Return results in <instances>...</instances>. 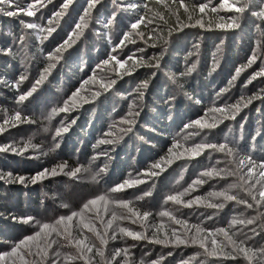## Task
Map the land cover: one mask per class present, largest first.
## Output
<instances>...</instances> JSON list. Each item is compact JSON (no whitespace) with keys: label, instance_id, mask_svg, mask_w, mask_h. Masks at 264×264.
Listing matches in <instances>:
<instances>
[{"label":"rangeland","instance_id":"374dc122","mask_svg":"<svg viewBox=\"0 0 264 264\" xmlns=\"http://www.w3.org/2000/svg\"><path fill=\"white\" fill-rule=\"evenodd\" d=\"M17 2L26 6L29 0ZM62 3L63 0H41L33 17L24 14L9 17L0 13V66L7 68V73L0 75V127L5 129L0 132V148L11 145L16 149L0 150V254L10 253L16 244L34 235L44 223L50 224L41 222L39 217L44 215L61 213L66 217L78 212L84 223H95L103 233L106 229L100 221L106 223L115 211L118 219L113 223L114 228L124 227L149 238L175 240L179 236L187 243L156 244L120 234L118 239L112 240L109 238L111 230H107L105 256H97L93 264H105L118 248L128 249L129 264H141V261L149 264L154 260L159 264H247L242 254L232 252L224 234L215 229L235 232L233 239H236L240 226L229 229L230 221L241 216L252 218L256 223L243 228L252 236L248 244L253 249L264 248V199L258 195L264 190V176L260 175L264 168L259 166L264 161V75H257L264 72V20L251 15L252 11L259 10L256 6L260 0H255L244 13H236L228 7L239 6L242 0H228V5L223 7V0H184L188 11L180 6L179 0H116V3L101 0L90 10L91 15L80 30H76L75 25L80 22L87 0H73L64 15L57 18L55 13L61 11ZM201 3L209 5L203 13L198 11ZM141 16L144 22L139 28L131 29V23ZM197 20L201 23L197 24ZM234 21L239 27L230 26ZM26 23L40 27L28 29ZM41 27L45 31H41ZM48 27L55 29L50 35L46 31ZM171 28L178 31L167 39ZM74 31L79 34L73 35ZM124 33L130 35L124 45H120ZM246 33L249 43L245 41ZM69 37H72L71 45L62 50L58 59L50 60L49 55ZM203 37L216 51L214 57L210 53L215 71H210L206 85L198 81L200 76L192 79L197 76L193 71L198 69L200 55L204 52L200 48ZM228 38L234 39L235 44L243 43L242 50L236 54L239 63L233 66L234 71L228 68L234 62L227 58L224 45ZM215 39H218L216 43ZM179 42L184 45L182 52L191 46L181 71L175 70L168 60ZM155 46L159 48L155 50ZM6 49L11 51L5 53ZM156 52H160L157 68L153 64ZM111 56L120 60L131 56L132 59L120 68ZM252 56L256 59L249 64ZM162 58L169 61L167 68L162 66ZM105 60H109L106 65ZM237 69H240L239 74ZM182 75H190L187 82L195 86V100L191 93L183 90L178 80ZM22 76L26 78L15 87ZM37 80L41 82L37 84ZM113 80L115 83L108 87ZM145 81L148 86L142 88ZM190 86L187 87L190 89ZM208 86L213 88L207 91ZM27 92L31 95L18 102L19 96ZM159 92L166 96L161 98L165 105L177 109L166 119L172 124L169 132H158L152 124H146L147 120L149 123L158 121L154 115L159 107ZM235 105L239 106L238 111ZM64 107L67 111H60ZM53 110H56L55 115H52ZM16 112L22 114L21 121L12 119ZM182 112L187 118L175 120ZM5 119L9 120L7 125L3 124ZM196 120L205 127L196 125ZM83 123H87L86 126L79 128ZM64 127L68 130L57 136V130ZM251 127L256 135L247 143L251 134L245 132ZM208 143L227 144L232 154L201 149L200 154L195 155V145ZM128 154L132 156L131 162L119 172L115 169L118 161ZM249 158L255 163L251 173ZM157 163L161 167L153 168ZM60 165H66L63 171ZM77 167L82 169L77 177L67 175ZM54 168L57 175H46L32 183L31 178L42 170ZM210 169L220 171L221 175L201 177V173ZM152 172L158 174L150 175ZM21 176L25 177L24 183L19 182ZM198 179L205 182L194 184ZM125 181L142 182L132 187L125 185L119 192L112 191ZM230 185L236 186L230 191L248 199L253 208L210 195ZM186 189L189 191L181 197L184 202L194 201L195 197L202 199L193 202L191 207L167 201L169 195L183 193ZM246 190L256 195L259 203L252 201ZM145 193L150 195L145 196ZM100 196L108 198L107 210L100 200L89 205L88 210L83 209L84 204ZM137 197L143 198L138 200ZM112 201H130L135 211L141 214L148 211L151 215L147 221L139 220ZM209 202L224 206L212 208ZM46 207L42 211L45 213L38 216L42 212L37 209ZM162 211L170 212L171 217L160 216ZM27 218L32 220L26 222ZM80 223L79 216L72 221L73 235L77 238L80 237L76 226ZM66 225L67 222L56 227L63 231ZM197 227L207 231L197 232ZM49 231L28 242L31 252L35 253L36 243L44 239H57L59 244H66L55 233L49 237ZM84 231L88 243L99 246V240ZM193 239L196 243H191ZM213 239L217 241L215 255L211 254ZM201 242L206 244L208 252L200 247ZM57 247L53 245L52 251ZM27 250L21 246L19 252ZM59 251L62 257L76 255L72 246L61 247ZM169 252L172 255H168ZM94 254L95 250L91 255ZM0 264H25V261L20 255H9ZM27 264H37V257L27 256ZM69 264H84V261L74 259Z\"/></svg>","mask_w":264,"mask_h":264},{"label":"snow or ice","instance_id":"6c2138e0","mask_svg":"<svg viewBox=\"0 0 264 264\" xmlns=\"http://www.w3.org/2000/svg\"><path fill=\"white\" fill-rule=\"evenodd\" d=\"M180 2V6L183 7L185 9V11H188L187 5L184 3V0H179ZM41 0H29V2L26 4V6H21L17 0H0V13H3L9 17L11 16H15V15H19V14H24L27 15L29 17H33L36 16V13L38 11V9L36 8L37 4H40ZM73 3V0H63V3L61 4V11L56 12L55 16L61 17L64 15V12L69 8V6ZM101 3V0H87V7L84 8L83 11V15H81L79 17L80 22L77 23L75 25V29L76 30H80L82 29V26L85 25L86 23V18L89 17L91 15V9L95 8L97 4ZM113 3H116V0H113ZM255 3V0H242V3L239 4V6L237 4H232V5H228V0H223L222 3V7L225 5H228L229 10L231 11H235L236 13H244L246 10H248L249 8H251ZM7 6V7H4ZM127 7L129 8H135L137 7V5H128ZM145 7H147V5H145ZM209 5L207 3H201L198 5V11L200 13H203L205 11L206 8H208ZM258 11H252L251 15L256 16L258 18H260L261 20H264V0H260V4L258 6ZM9 9H13V10H9ZM212 11L215 12L216 8L213 7ZM191 19V17H189ZM144 22V17L141 16L139 17L137 20H135L133 23H131L130 28L131 29H137L139 28V26ZM23 23V22H22ZM51 23V21H50ZM197 24H200V20L196 21ZM25 26L28 29H36L40 26H38L35 23H26ZM203 26V25H201ZM230 26H236L239 27L238 23H235L233 25ZM259 26V25H257ZM41 31H45L44 28H40ZM46 31L48 32V34L50 35L53 31H55L54 28L52 27H48L46 29ZM79 33L74 31L73 35H78ZM130 33H124V38L120 41V45H124L125 40L128 39ZM46 38V37H44ZM72 37H69V39L65 40L63 44H61L59 47H57L55 49V52L53 54L49 55V59L50 60H56L59 58V54L62 52V50H64L66 47L70 46L72 43ZM5 53L10 52V49H6L3 50ZM128 59H132L131 56H129L127 59L125 60H120L117 59L116 56H111V60L115 61V63L117 65H119L120 68H124L125 64L127 63ZM256 59L255 56H252L249 60V64L254 62ZM103 63L106 65L109 63V60H105L103 61ZM54 65H50V67H52ZM156 67H159V65H155ZM240 69H237V74H239ZM257 75H264V72L258 73ZM26 77H21L20 81H18L14 86L18 87L19 83L22 82ZM44 77H41V80ZM235 79V77H234ZM41 81L37 80L36 83L39 84ZM115 80L111 81L110 84L108 85V87L111 86V84H114ZM148 86L147 82L145 81L144 83H142L141 87L142 88H146ZM33 90L34 87H33ZM28 95H31V92H27L24 94H21L19 96V101L18 102H23L26 97ZM98 95V93H97ZM140 95L142 96L143 93L141 92ZM251 100L248 101V103H250ZM246 106V105H245ZM234 107H236V110H239V106L235 105ZM60 111H67V107L61 108ZM217 111H223L222 109H217ZM56 114V110H53L52 115ZM129 115H132V113L130 112ZM136 115H138V113H136ZM12 119H14L15 121H21L22 119V114L20 112H16L14 114V117H12ZM49 119H51V116L49 117ZM126 123H131V121L126 120ZM9 123L8 119H5L3 121V124L7 125ZM196 125H199L201 127H205V125H203L201 123L200 120H196L194 122ZM209 127H214L215 125H208ZM5 129L3 127H0V132H3ZM68 129L67 127H64L62 129H58L56 132V135L59 136L60 133L66 132ZM130 130V129H129ZM201 149H213V150H219L220 152H227V154L231 155L232 154V149L230 147H228L227 144H212V143H208V144H197L195 145L194 148V153L195 155H199ZM0 150H11V151H16V149L12 148L11 145L7 146V148H0ZM171 151V149L169 150ZM249 162L250 164H252L251 167H249L248 171L249 173L254 171L255 168V163L251 161V158H249ZM241 163H243V161H241ZM261 168H264V161H262L259 165ZM64 167H66V165H60L59 168L61 171H63ZM161 165L159 163L153 165V168H160ZM81 168L77 167L76 169L70 171L67 173V175H69L70 177H77L78 174L81 172ZM150 175H157L158 173L152 172L149 173ZM46 175H57V171L56 169H45L42 170L40 173H38L36 176L32 177V183H36L37 180L42 179L44 176ZM221 173L218 170L215 169H210V170H205L203 173H201V177H209L212 178L213 176H220ZM261 176H264V171L260 172ZM221 178H223L221 176ZM93 179H95V177H93ZM19 182L20 183H24L25 182V177L21 176L19 177ZM142 181H125L124 184H121L119 186H117L116 188H113L112 191L113 192H119L122 191L125 187V185H127L128 187H132L134 184L136 183H141ZM205 181L203 179H198L196 181H194V184H202ZM236 187L235 185H230L229 188H226L222 191H218L215 193H211L210 195L215 196L217 198H222L223 201H233L236 202L238 204L244 205L247 208L251 209L253 208V203H250L248 199H245L244 197H240L237 194H235L234 192L230 191L231 188ZM191 188V186H190ZM262 189H264V185H262ZM189 190L186 189L185 192L183 193H178L175 195H169L167 197V201H171L173 203L176 204H181L184 203L185 206L187 207H191L192 203L195 201H200L202 198L201 197H195L194 201H188V202H184L181 197L184 196ZM150 195V193H145V196ZM246 195L248 197L251 198L252 201H255L257 203H259L257 196L253 195L251 191H247L246 190ZM259 198L264 199V190H260L259 193ZM143 197H137V199H142ZM97 200L100 201H104L105 203V210H107V204L109 203V200L106 196H100L96 199L90 200L88 203L84 204L83 209L88 210L89 209V205H95L97 203ZM112 203L116 204L119 207H123L125 209H128L129 212H132L137 219L142 220V221H147L148 217L151 215L150 212L148 211H144L142 214L139 211H135L133 208L130 207L131 202L130 201H112ZM209 207L212 208H221L223 207V203H211L209 202L208 204ZM160 216H169L171 217V213L168 211H162L159 213ZM80 217V221L81 223L78 224L76 226L77 228V233L78 236L80 238H77L76 236L73 235V226H72V221L75 217ZM118 219L117 214L115 211L112 212L111 214V218L105 223L103 220L100 221L101 224H104L105 227V231L102 233L96 226L95 223H84L83 222V216L78 213V212H72L70 215L66 216V217H60L58 220H56L55 225H50L48 223H44L42 226H40V230L37 231L34 235H30L24 238V240H21L19 242V244H16L12 249L10 253H4V254H0V261L5 259V256H16V255H20V258L22 260L25 261V264H27V256L29 255H33L35 257H37V264H47L48 261H50V264H69L70 261L72 260H83L84 264H93V261H95L96 257H104L105 256V252L103 251L104 247H106L107 243H108V239H105V237H109V232L107 230H111V235H110V239L112 240H116L119 238L118 234L126 236V237H131L134 240H145L147 239L150 243H156V244H164V245H168L169 243L172 244H185L187 243V241H185L184 239H182L179 236L175 237V240H168V239H160V238H149L146 234L141 233V232H134L130 229L124 228V227H119L117 226L116 228L113 227V223L114 221H116ZM120 219H123V217H120ZM32 220V218H27L26 222H30ZM65 222H67V225L63 228V231H61L58 227H56V225H65ZM133 223H135V221H133ZM256 223V221L252 218H244V217H236L233 218L230 223H229V229H234L237 228V226H240L239 231V235L237 236L236 239H233V236H236V233L233 232L230 234L228 229L225 228H219V229H215V232L217 233H223L224 236L226 237V239L228 240L229 244L231 245V249L232 252L235 253H239L242 254L243 258L247 261V264H264V248L262 249H253L250 247V245L248 244V241H250L252 239V236L249 235V232H245L243 231V228L247 227L248 225H252ZM48 236L51 237L52 233H55L57 237L62 238L66 241V244H59L57 239H44L41 242H37L36 243V249L37 251L35 253L31 252L30 250V245L28 244V242L33 241L34 238H39L41 237L42 233L45 232V230H49ZM82 229V230H81ZM92 233L98 240H99V246H97L95 243H88V237L85 235V231ZM197 232L200 231H207L206 229H200V228H196ZM250 232H255L254 229H250ZM173 236H175V232H173L172 234ZM165 236H167V234H165ZM191 243H196L195 239H193L191 241ZM212 245H213V252L211 254L215 255V246L217 244V241L215 239H213L211 241ZM53 245H57V249L55 251H52V246ZM21 246H24L26 249H28L27 251H25L24 253H20L19 250L21 249ZM65 246H72L76 249V255L75 256H71V255H64L62 257L61 252L59 251V248L61 247H65ZM200 247L202 249H204L205 252H208V247L206 246L205 243L201 242L200 243ZM95 250V254L91 255L94 253ZM221 251H223V249H221ZM168 255H172L171 252L168 253ZM122 257V258H121ZM129 257H130V253L128 251V249L126 248H118L116 249L111 257L109 259L106 260L105 264H129ZM117 258H121L119 260H117ZM232 258H236L235 256H233ZM141 264H144L143 261H141ZM149 264H159L158 261H150Z\"/></svg>","mask_w":264,"mask_h":264},{"label":"trees","instance_id":"16d2710c","mask_svg":"<svg viewBox=\"0 0 264 264\" xmlns=\"http://www.w3.org/2000/svg\"><path fill=\"white\" fill-rule=\"evenodd\" d=\"M172 30H171V32L167 35V39H169V37H171V36H175L176 35V32L178 31V29H176V28H171ZM205 30V29H204ZM246 35V38H245V41L246 42H248V39H247V37H248V35H247V33L245 34ZM213 40H214V38H213ZM217 40L218 39H215V42L214 43H216L217 42ZM202 42L200 43V48L202 49V51H204L203 52V54H201L200 55V59L199 60H201V62H200V65H199V67H198V69L196 70V72H194L193 70H191V71H193V73H195V74H197V76H194V77H192V79L193 80H195V77H198V76H200L201 77V79L200 80H198L200 83L202 82L204 85H206L207 84V82L210 80V75H211V72L212 71H215V70H213L212 68H213V63H212V59L210 58V53H212L213 55V57L215 56V54H216V51H213V48H212V46L213 45H211V42L210 41H208V42H206V40H205V37H203L202 38V40H201ZM227 42H226V44L224 45L225 46V49L227 50V58H229V60L231 59V61H234L233 63H231L230 64V66L228 65V68L230 67V70L231 71H234L235 70V68H234V70H233V66L234 65H236L237 63H239V59H237V56H236V54H237V52H238V50H242V47H243V43L241 42V43H238V44H235L236 43V41L234 40V39H230V38H228L227 40H226ZM210 42V43H209ZM249 43V42H248ZM189 43L187 42L185 45L187 46ZM160 46V45H159ZM159 46H155V50L157 49V48H159ZM184 45H182L180 42H179V47L178 48H176V49H174V50H172L171 52H170V56H169V58H168V60L170 61H168L166 58H162V63H163V65L162 66H164V68H167V62H169V63H171L173 66H174V68H175V70H182V67H183V65H182V62H183V60H186V58H185V56L188 54V52L189 51H191L190 50V48H191V46H187L186 47V50H185V52L183 51H181V48L183 47ZM238 48V49H237ZM161 52V51H160ZM160 52H156V57H155V63H153V64H157V65H159L157 62H159V59H160ZM239 55V54H238ZM236 56V57H235ZM153 64H150V65H153ZM149 65V66H150ZM3 68V69H2ZM157 68V67H156ZM164 71V70H163ZM198 71V72H197ZM211 71V72H210ZM221 71H223V68H221ZM0 75L1 74H6L7 73V68L6 67H4V66H0ZM191 73L192 72H190V75H191ZM69 76H72V75H70V74H72V72H70V71H68V73H67ZM190 75H186V76H183L182 75V77H179L178 78V80L181 82V84L183 85V90H185L186 92H188V94L189 93H191V95L193 96V99L195 100L196 99V97H195V86H190L191 84H189L188 82H187V80L190 78ZM192 76V75H191ZM57 85H58V83H57ZM59 86V85H58ZM58 86H56V87H58ZM187 86H190V89L187 87ZM213 87H209L208 86V88H207V91H210L211 89H212ZM183 93H185V92H183ZM159 95H160V92H159ZM164 94L162 93L161 95H160V98L157 100V104H158V109H157V111H156V114L154 115V117H155V119H157L158 121H155V122H152V123H149V120H147L146 121V124H152V127L154 126V128H156L157 130H158V132L160 131V132H167L168 130H169V127H171L172 126V124L171 123H169V122H167V117H169L170 115H171V113L173 112V110H174V112H177V109H174L171 105H165V103L163 102V99L166 97L165 95L163 96ZM162 96H163V99L161 100V98H162ZM154 99V98H153ZM155 101V100H154ZM152 102V101H151ZM166 102V101H165ZM254 109H256V108H254ZM251 113V115H253L254 116V112L253 111H251L250 112ZM185 113H181L178 117H176L175 118V120H178V121H180V118L182 117H184V118H187L185 115H184ZM250 115V116H251ZM252 116V117H253ZM186 120V119H185ZM177 121V122H178ZM148 122V123H147ZM86 124L87 123H83L79 128H82V127H85L86 126ZM171 124V125H170ZM262 124H263V122H262ZM151 126V125H150ZM246 127L247 126H245V130H246ZM263 127H264V124H263ZM148 128V127H147ZM146 127H145V129H147ZM147 131H149V129H147ZM263 131H264V129H263ZM151 132H153V130L151 131ZM169 132V131H168ZM154 133V132H153ZM245 133H249V134H251L250 135V139H249V141H247V143H250V140H252L254 137H255V135H256V133L253 131V128L251 127V128H249V130L248 131H246ZM264 133V132H263ZM155 134V133H154ZM132 152L133 151H131V155H133L132 154ZM131 155H127L124 159H122L121 161H118V163H119V166L117 167V168H115V169H117L119 172H120V169H124V167H127L129 164H130V162H131V160L129 159L130 157H132ZM115 166V165H114ZM114 169V170H115ZM103 190V189H102ZM105 192V191H104ZM105 194L107 195V197H110V195L107 193V192H105ZM47 209V207L46 208H44V209H42V210H40V209H37V211L39 212V213H41L42 211H44V210H46ZM43 213H45V212H42V214H38V216H41V215H43ZM44 216H46V215H44ZM44 216H42V218H40L39 217V219L41 220V222H45V221H47V222H49L50 224L51 223H53V222H55L56 220H58L60 217H64V215H62L61 213L59 214V215H57L56 216V213L55 214H51L49 217H47L46 219L44 218ZM56 216V217H55ZM51 221V222H50Z\"/></svg>","mask_w":264,"mask_h":264}]
</instances>
